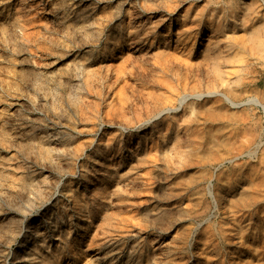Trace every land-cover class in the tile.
<instances>
[{"label": "rangeland", "instance_id": "1", "mask_svg": "<svg viewBox=\"0 0 264 264\" xmlns=\"http://www.w3.org/2000/svg\"><path fill=\"white\" fill-rule=\"evenodd\" d=\"M94 257L264 264V0H0V264Z\"/></svg>", "mask_w": 264, "mask_h": 264}, {"label": "bare ground", "instance_id": "2", "mask_svg": "<svg viewBox=\"0 0 264 264\" xmlns=\"http://www.w3.org/2000/svg\"><path fill=\"white\" fill-rule=\"evenodd\" d=\"M118 9V8H117ZM116 9V11H118ZM33 17H34V15H33ZM33 19V18H32ZM31 20V19H30ZM27 24V23H26ZM31 26V25H30ZM26 28V27H25ZM28 29V28H27ZM30 29V28H29ZM25 30V29H24ZM26 31V30H25ZM24 31V32H25ZM26 33V32H25ZM225 98L226 99H228V97L227 96H225ZM251 101L254 103V104H256V105H262L263 106V104L257 99V98H251ZM55 137L54 138H52L54 141H59V139H60V137H58V136H56V134L54 135ZM210 192V191H209ZM90 262H92V263H94V264H96V260H95V257L94 258H92V259H90ZM146 262H147V260H146ZM148 263V262H147Z\"/></svg>", "mask_w": 264, "mask_h": 264}]
</instances>
